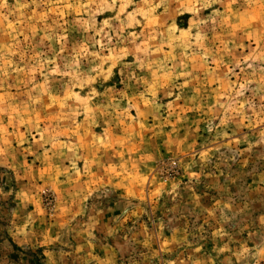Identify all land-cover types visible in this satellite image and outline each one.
Wrapping results in <instances>:
<instances>
[{
	"label": "rangeland",
	"instance_id": "1",
	"mask_svg": "<svg viewBox=\"0 0 264 264\" xmlns=\"http://www.w3.org/2000/svg\"><path fill=\"white\" fill-rule=\"evenodd\" d=\"M0 264H264V0H0Z\"/></svg>",
	"mask_w": 264,
	"mask_h": 264
}]
</instances>
